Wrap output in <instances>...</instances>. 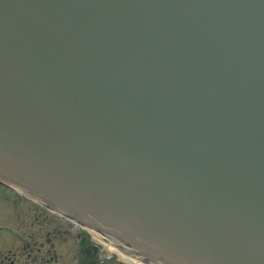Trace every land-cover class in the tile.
I'll return each mask as SVG.
<instances>
[{
    "label": "water",
    "instance_id": "95a60500",
    "mask_svg": "<svg viewBox=\"0 0 264 264\" xmlns=\"http://www.w3.org/2000/svg\"><path fill=\"white\" fill-rule=\"evenodd\" d=\"M0 184L144 264H264V0H0Z\"/></svg>",
    "mask_w": 264,
    "mask_h": 264
},
{
    "label": "flooded vegetation",
    "instance_id": "af4514ba",
    "mask_svg": "<svg viewBox=\"0 0 264 264\" xmlns=\"http://www.w3.org/2000/svg\"><path fill=\"white\" fill-rule=\"evenodd\" d=\"M11 193L17 196L14 192ZM24 201L35 210L51 215L54 221L66 224L60 225L66 231L51 227L53 223L42 221L47 225L46 230L45 225L35 234L29 232L25 238L20 237L21 248L13 251L6 250V243L0 236V264H140L113 250L107 241L100 240L79 226ZM14 238L18 241V237Z\"/></svg>",
    "mask_w": 264,
    "mask_h": 264
},
{
    "label": "rangeland",
    "instance_id": "374dc122",
    "mask_svg": "<svg viewBox=\"0 0 264 264\" xmlns=\"http://www.w3.org/2000/svg\"><path fill=\"white\" fill-rule=\"evenodd\" d=\"M53 219L51 215L35 210L18 195L0 188V236L6 243V250H20V237L25 238L29 232L37 233L40 227L46 225L42 221L53 223L51 227H58L64 231L65 228L63 229L60 225L66 224ZM46 228L47 225L45 230ZM14 237H18V241H15Z\"/></svg>",
    "mask_w": 264,
    "mask_h": 264
},
{
    "label": "bare ground",
    "instance_id": "6f19581e",
    "mask_svg": "<svg viewBox=\"0 0 264 264\" xmlns=\"http://www.w3.org/2000/svg\"><path fill=\"white\" fill-rule=\"evenodd\" d=\"M93 235H95L97 238L101 239L100 236H98V235H96V234H94V233H93Z\"/></svg>",
    "mask_w": 264,
    "mask_h": 264
}]
</instances>
